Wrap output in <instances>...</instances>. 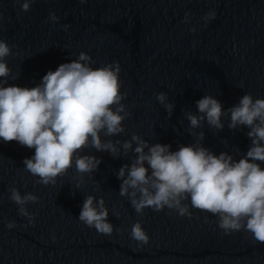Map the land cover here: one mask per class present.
<instances>
[{
	"label": "water",
	"instance_id": "water-1",
	"mask_svg": "<svg viewBox=\"0 0 264 264\" xmlns=\"http://www.w3.org/2000/svg\"><path fill=\"white\" fill-rule=\"evenodd\" d=\"M213 9L216 18L205 27L201 17ZM51 12L58 23L48 20ZM188 12L191 20L184 23ZM0 16V38L14 46L6 59L13 74L19 73L5 86L35 87L80 52L92 56L93 67L120 62L122 92L128 93L123 103L132 115L123 122L125 133L103 140H129L135 133L175 151L195 142L184 113H198L196 101L205 95L218 99L224 111L246 93L264 98V0H36L28 12L16 0H0ZM160 92L175 105L170 117L156 100ZM223 122L222 130L205 122L196 131L205 133L203 146L216 155L228 152L239 160L251 145L250 129H230L228 116ZM34 154V148L0 138V264H264V243L244 231L226 234L210 213L190 208L189 217L147 208L137 215L119 195L117 177L134 153L115 158L84 149L81 155L102 162L84 175L79 189L75 166L55 185L38 184L23 163ZM10 187L40 198L27 205L35 213L34 226L9 199ZM88 195L105 199L114 225L110 236L78 219ZM139 220L150 237L147 244L130 236ZM9 221L17 227L9 229Z\"/></svg>",
	"mask_w": 264,
	"mask_h": 264
},
{
	"label": "clouds",
	"instance_id": "clouds-1",
	"mask_svg": "<svg viewBox=\"0 0 264 264\" xmlns=\"http://www.w3.org/2000/svg\"><path fill=\"white\" fill-rule=\"evenodd\" d=\"M35 2L16 0L24 12ZM216 15L213 9L202 16L204 26ZM191 17V12L186 13L183 22H190ZM48 20L55 24L60 17L51 12ZM62 27L67 30L70 25ZM190 30L195 33L197 29ZM13 47L0 38V138L35 149L23 163L25 171L38 177V184L55 185L75 166L79 173L76 188L82 187L84 175L94 173L102 162L95 155H81L86 148L109 152L115 158L134 153L131 164L123 165L117 177L122 181L119 195L130 202L137 215L143 216L147 208L156 212L167 208L170 213L191 217L190 208H194L218 217V227L226 234L244 231L255 242L264 243V98L254 99L246 93L224 111L218 99L205 95L196 101L198 113H184L195 142L180 144L175 151L170 144H151L135 133L129 140H103L102 136L125 133L123 122L132 115L123 103L128 93L122 92L120 62L93 67L92 56L80 52L71 62L49 70L35 87L5 86L9 78H19L6 59L13 54ZM156 100L170 117L175 105L167 93H158ZM225 116L229 117L230 129H250L247 135L251 145L239 160L228 152L216 155L203 146L205 133L196 131L205 122L212 129L222 130ZM8 191L9 199L19 206V215L34 226L35 213L29 212L27 205L38 203L40 198L31 192L22 195L16 187ZM78 219L100 234L110 236L114 232L103 197L97 201L94 195L86 196ZM7 227L17 225L9 221ZM130 236L141 244L150 241L142 220L132 225ZM52 239L55 241V235Z\"/></svg>",
	"mask_w": 264,
	"mask_h": 264
}]
</instances>
